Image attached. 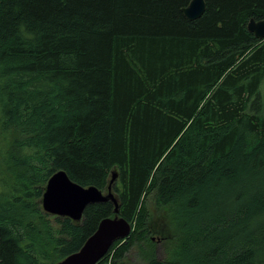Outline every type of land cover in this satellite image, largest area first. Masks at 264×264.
Segmentation results:
<instances>
[{"label":"trees","instance_id":"obj_1","mask_svg":"<svg viewBox=\"0 0 264 264\" xmlns=\"http://www.w3.org/2000/svg\"><path fill=\"white\" fill-rule=\"evenodd\" d=\"M0 0V264L77 252L41 199L63 171L131 233L97 264H264V0ZM161 256V258H160Z\"/></svg>","mask_w":264,"mask_h":264},{"label":"water","instance_id":"obj_2","mask_svg":"<svg viewBox=\"0 0 264 264\" xmlns=\"http://www.w3.org/2000/svg\"><path fill=\"white\" fill-rule=\"evenodd\" d=\"M205 7L204 0H191L182 12L188 20H196L201 17ZM247 30L258 40L264 39V20L251 19L247 24ZM116 177V173H113L108 193L105 195L95 187L85 188L72 182L63 171L54 173L47 180L41 199V208L50 216L65 217L79 222L86 207L90 205L105 202H111L114 205L113 218L103 219L96 231L77 252L54 264H97L108 253L115 241L129 236L131 226L118 216L119 206L110 192V186Z\"/></svg>","mask_w":264,"mask_h":264},{"label":"rangeland","instance_id":"obj_3","mask_svg":"<svg viewBox=\"0 0 264 264\" xmlns=\"http://www.w3.org/2000/svg\"><path fill=\"white\" fill-rule=\"evenodd\" d=\"M124 256L126 257V259H129V261L125 262V264H143L145 262L143 252L138 249H132L131 251L124 254Z\"/></svg>","mask_w":264,"mask_h":264}]
</instances>
